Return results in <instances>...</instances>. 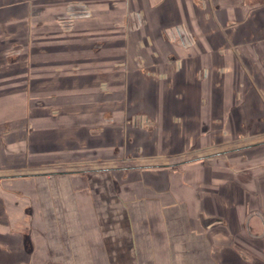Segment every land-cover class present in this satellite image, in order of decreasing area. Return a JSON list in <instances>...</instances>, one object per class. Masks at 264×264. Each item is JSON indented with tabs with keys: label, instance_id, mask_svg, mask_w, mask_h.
<instances>
[{
	"label": "crops",
	"instance_id": "crops-1",
	"mask_svg": "<svg viewBox=\"0 0 264 264\" xmlns=\"http://www.w3.org/2000/svg\"><path fill=\"white\" fill-rule=\"evenodd\" d=\"M69 2L85 3L93 16L68 15ZM180 23L196 38L188 50L170 43L169 28ZM232 49L242 73L224 70ZM257 56L264 57V0H0V176H12L0 181V264H264L261 149L243 153L260 166L258 198L235 178L218 186L225 199L217 201L207 183L196 197L178 172L131 170L118 182L123 173L109 172L118 168L115 159L91 162L115 176V189L110 180L69 181L89 169L84 162L56 166L70 151L110 158L120 144L149 155L139 159L178 156L217 136L239 146L246 120L264 130ZM244 79L240 100L234 90ZM208 126L228 134L208 133ZM241 155L214 167L230 172ZM25 173L42 176L37 184L14 177ZM21 190L34 201L29 228L20 220L29 199L14 205ZM253 211L263 220L253 215L245 231Z\"/></svg>",
	"mask_w": 264,
	"mask_h": 264
},
{
	"label": "flooded vegetation",
	"instance_id": "flooded-vegetation-1",
	"mask_svg": "<svg viewBox=\"0 0 264 264\" xmlns=\"http://www.w3.org/2000/svg\"><path fill=\"white\" fill-rule=\"evenodd\" d=\"M173 32H171V34H168L170 37H172V39H179L181 44V46L185 47L186 44H185V41L187 42H191L193 43V40H189L191 39V37L193 38L192 35L190 34H184V32H182V30L178 27V26H175L173 29H172ZM176 37V38H175ZM189 38V39H188ZM202 71V70H201ZM204 72H201V75L202 77L206 76L207 75V71L204 69L203 70ZM242 131H239L238 134L240 135V139L242 141V144H240L239 146L237 147H234L229 150H220V151H209L205 154H202V155H199V156H195V157H188V158H184L182 161L181 160H178V161H173V162H170V160H163L161 161L162 163H160L161 165L159 166H138V165H134V161L133 160H126V161H118L117 162H113L114 164H118V163H126L127 165H125L124 167H118L116 170H110L109 172H113V171H116V172H121V171H125V176H127L128 178V175L126 174L127 172H130L131 170H136V171H152V172H156L157 170H168L170 171V173H181L182 176V182L184 185H187L188 187H192L194 189H196L198 186H202V185H206L209 184L211 185L210 188H212L214 190V198L217 200V201H220V200H223L225 198H223L221 195H220V192H218V186L224 182H226L228 179H233L235 178L237 180V182H239L240 184L242 185H245V186H252L251 187V190H250V196L252 197H255V198H258L259 197V192L257 190V188H254V177L256 175V169L260 166H256V168H254L255 166L252 165V164H249L247 161L248 157H247V154H244V152H247V151H251V150H260V152L262 151V153L264 152V130L262 131H259V127L256 126V123L254 121H252L251 119L249 120H246L245 122H243V125H242ZM227 131V130H226ZM238 152V153H242L241 155V163L239 165H230L229 166V169H230V172H225L223 173L222 172V168H216L214 167L215 165L217 166H222L223 163H220L221 160L223 159H227L226 157H229L227 156L228 154H231L232 152ZM263 157H264V154H263ZM131 163V165H130ZM260 165V164H259ZM214 170V173L210 172L211 174L209 175V177H206L205 176V172L206 171H210L212 170L213 168ZM227 168V167H226ZM106 171H102V170H95V168L91 167L87 170H79V171H76L74 173H70L71 176L73 177H87L89 178L88 180L90 181H97V182H106L107 183V180H110V183L114 185V188L116 189V185L118 184L115 176L113 174L110 175H105ZM55 173L53 174H50V173H47L46 174V177H50L51 175H54ZM42 175L41 174H18L14 177L16 178H31V179H34L35 183L37 184V180L39 179V177H41ZM12 176H8V175H5V176H0V181L1 183L2 182H5V180H8V179H11ZM148 175L143 173L140 177L141 181H144V182H147L149 181V179L147 178ZM149 183L151 184V182L149 181ZM87 185L88 184H93V183H86ZM20 194L16 195L19 199H20ZM195 195L196 197L200 198L201 197V194L198 190H195ZM23 198V197H22ZM29 203L33 202L31 201V197L29 196ZM20 202L22 200H19ZM19 202V203H20ZM18 203V202H17ZM31 205L32 203L30 204V206L27 207V211H26V215L23 217L22 215H20L21 219L22 218H27V221L28 220H31L30 218V213H33V209H31ZM253 215H257L260 219L263 220V215L261 214V212L259 211H253V212H249L247 218H246V223H244V230L245 231H250V219ZM20 219V220H21ZM26 221V220H24ZM214 221V220H213ZM210 220L209 221H205L204 223V227H207V226H211V223L213 222ZM27 225V224H26ZM27 228H29L28 226H26ZM25 227V228H26ZM243 257L246 259V260H250L251 258L246 255V254H243Z\"/></svg>",
	"mask_w": 264,
	"mask_h": 264
},
{
	"label": "rangeland",
	"instance_id": "rangeland-1",
	"mask_svg": "<svg viewBox=\"0 0 264 264\" xmlns=\"http://www.w3.org/2000/svg\"><path fill=\"white\" fill-rule=\"evenodd\" d=\"M88 4V6H89V3H87ZM90 7V6H89ZM68 8V9H67ZM90 8H93L92 6L90 7ZM65 9H66V11H67V14L68 15H71V16H74V17H82V18H85V19H87V18H90V17H92L93 16V14H90L89 15V12H87V6H85V3L84 4H76V5H74V4H71L70 2L68 3V4H66V7H65ZM89 10H92V9H89ZM62 17H66V14L64 15L63 14V16ZM62 19V18H61ZM137 17H133V15H130V22H131V24H132V26H136V24H138V21H137ZM180 24H182V27H180V25L179 24H177V25H175V26H179L180 27V29L182 30V32H184V34H190V35H192L193 36V38L191 37V39H189L190 41L191 40H193V43H191V42H186L185 41V44H186V46L185 47H183V46H181V45H179V44H181V43H179L180 42V40L179 39H177V40H175V39H172V37H171V39H170V43H175V44H177L178 46H180V48H182V50H188V47L189 48H192L193 46H194V44L196 43V38H195V35L193 34V33H190V29L188 28V26H187V24H184V23H180ZM173 26H171L169 29H170V31H168V33L169 34H171V32H173L172 31V28ZM172 35V34H171ZM176 38V37H175ZM230 45V44H229ZM220 50V49H219ZM233 50V49H232ZM221 52H228L229 51V46H227V47H224V48H221V50H220ZM232 53L234 54L233 56H234V59H233V61H232V63H229L230 64V66H227L224 70H232V68H234V67H237L238 69H239V71L241 72V71H243V66H242V63L240 62V60H239V58H238V56H237V58L235 57L237 54H236V51L235 50H233L232 51ZM258 58V60L256 61H254L255 62V64L257 65V64H260V69H263L264 70V57L261 59L259 56H257ZM255 58V57H254ZM238 62H239V64H238ZM207 70L208 68H203L202 69V72H204L203 70ZM208 72V71H207ZM245 72V71H244ZM242 73V72H241ZM207 76V75H206ZM246 77V76H245ZM245 80L246 79H244V82L242 81V82H240L239 83V85H238V88L237 89H235L234 90V92H235V97H237L238 99H240V100H242V98H243V91L244 90H242L241 88H243V87H245L246 86V83L247 82H245ZM260 94V93H259ZM245 97V96H244ZM204 100L205 99H201V103H204ZM198 116H199V114H198ZM199 119H200V117H198ZM143 120H144V118H143ZM145 122H146V117H145ZM219 128L220 127H206L205 128V130L206 131H208V133H211L212 131V133H214L215 132V130H219ZM216 131L215 133H218V134H220L221 133V135H224V136H227L226 134H228V131H226V129L225 130H222V131ZM222 140L223 139H221V136H217L216 138H214L212 141H207V142H205V141H200L199 139L197 140V142L198 143H196V144H192V145H194V146H192V147H190L189 149H187L190 145L188 144V145H186L185 147H186V149L187 150H190V151H188V152H183L182 154H179L178 156H176V155H172V154H167V155H164L163 156V154H159L158 156L159 157H153V158H145V157H143V159H139V158H136L135 156L136 155H142L143 154V156H149L147 153H143V152H138L139 150H137V149H134V150H132V151H127L128 149L126 148V146H125V144H120L121 146H120V148L119 149H117V151L115 152L116 154H112L111 155V157L110 158H107V156L106 157H101V156H98V154L95 152V151H91L90 153H88V158H84V159H79V158H77L78 156H77V154L76 153H74V152H71L70 151V153L68 154V158H64V156H63V159L61 160V162H62V164H59V165H56V164H54V165H56V166H58V167H67V168H69V167H71L72 165H70L71 163H74V164H76L75 165V167H73V168H75L76 169V167L77 166H79L78 165V163L79 162H84V163H86V165L85 166H83L84 168H86V167H88V168H97V166L95 165V166H91L92 164H91V162H93V161H96V164H98V163H103L104 164V162H108L109 160L110 161H113L114 159L116 160V162H117V160L118 161H126V160H133L134 162V165H138V166H160L161 164L160 163H162L161 161H163V160H170V162H175V161H178V160H183L184 158H188V157H195V156H198L199 154H205V153H207V152H209V151H211V150H213V151H220V150H229V149H231L232 150V148H234L235 147V143H225V142H222ZM200 141V142H199ZM195 145H196V148H195ZM182 149H184V148H182ZM98 151V150H97ZM101 151V150H100ZM97 154V157H96V154ZM98 153H99V151H98ZM236 154H238L237 152H232L231 154H228L227 156H233V155H236ZM163 156V157H162ZM109 157V156H108ZM87 163H89V164H87ZM220 163H224L223 161H221ZM80 164V163H79ZM53 165V164H52ZM63 165H65V166H63ZM125 165H127L126 163H118L116 166H118V167H124ZM130 165H131V163H130ZM234 165H239L238 163H234ZM100 166H102V165H100ZM57 167V169L58 170H60V168H58ZM221 167V166H220ZM56 170V169H55ZM123 174H120L119 175V177H117V180H118V182H125L126 180H127V176H125V171H121ZM122 175V176H121ZM78 178V177H77ZM77 178H75V179H73V180H69V181H82L84 184H86V183H95L96 181H90V180H88L89 178H85V177H79L80 179L79 180H77ZM246 188H249V191L251 190V187H247V186H245ZM196 190V189H195ZM252 191V190H251ZM28 194H29V192L28 191H26V190H21L20 191V199L17 197L15 200V203H14V205H16L17 204V202L19 203L20 201L19 200H22L21 201V203H22V208H23V206H24V204L27 206V199L29 198V196H28ZM40 192H39V190L37 191V196H36V198H39L40 197ZM23 197V198H22ZM23 199H25V200H23ZM25 201H26V203H25ZM34 202V201H33ZM33 204V203H32ZM28 207V206H27ZM25 209V211H27V208H24ZM38 209V213H39V209L40 208H37ZM23 211V210H22ZM23 217L26 215V212H21L20 213ZM22 221H21V224L23 223V224H27V218H22L21 219ZM24 220H26V221H24ZM37 222H38V219H37ZM22 224V226H24V228L26 227V226H28L29 227V225H23ZM35 226H36V229H40L41 227H39V225H38V223H36L35 224ZM35 242H36V240H35ZM38 242V241H37ZM22 246H23V248H25V251L26 252H28L29 251V248H30V242H29V239L27 238V236H25V239H24V243H22ZM33 247V246H32ZM31 249V248H30Z\"/></svg>",
	"mask_w": 264,
	"mask_h": 264
}]
</instances>
